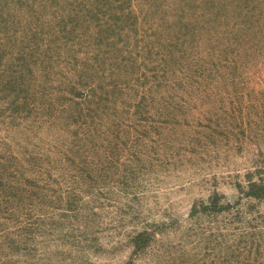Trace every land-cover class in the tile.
<instances>
[{"label":"rangeland","instance_id":"374dc122","mask_svg":"<svg viewBox=\"0 0 264 264\" xmlns=\"http://www.w3.org/2000/svg\"><path fill=\"white\" fill-rule=\"evenodd\" d=\"M264 0H0V264H264Z\"/></svg>","mask_w":264,"mask_h":264},{"label":"trees","instance_id":"16d2710c","mask_svg":"<svg viewBox=\"0 0 264 264\" xmlns=\"http://www.w3.org/2000/svg\"><path fill=\"white\" fill-rule=\"evenodd\" d=\"M247 193L258 198H264V179L259 181L249 180Z\"/></svg>","mask_w":264,"mask_h":264}]
</instances>
